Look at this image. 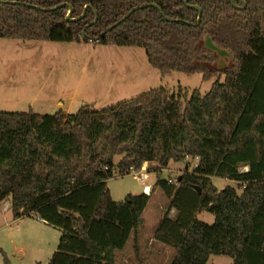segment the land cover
Segmentation results:
<instances>
[{"label":"trees","instance_id":"trees-1","mask_svg":"<svg viewBox=\"0 0 264 264\" xmlns=\"http://www.w3.org/2000/svg\"><path fill=\"white\" fill-rule=\"evenodd\" d=\"M232 1L0 0L1 38L138 46L161 74L216 77L189 98L160 86L73 113L0 111V206L9 200L14 218L35 215L60 231L47 264H118L116 251L132 233L143 264L137 233L155 188L168 203L152 236L174 248L169 264H206L216 254L264 264V0ZM69 7L76 20L66 19ZM206 37L231 54L230 65H214ZM186 155L197 165L185 162L178 184L158 174L149 193L112 199L107 180L115 173L146 162L160 172ZM213 176L241 191L218 190ZM202 211L214 221L199 220Z\"/></svg>","mask_w":264,"mask_h":264},{"label":"rangeland","instance_id":"rangeland-1","mask_svg":"<svg viewBox=\"0 0 264 264\" xmlns=\"http://www.w3.org/2000/svg\"><path fill=\"white\" fill-rule=\"evenodd\" d=\"M231 62V54H217L214 65L220 68L230 65ZM215 79L216 77L203 80L200 73L186 74L179 71L161 74L149 64L144 48L138 46L0 37V111L32 110L37 113H53L62 108L73 113L83 104L103 108L160 86L172 93L180 92L182 98H189L194 89L205 94ZM222 79L223 77L220 78ZM187 161L188 169L191 170L195 159L188 158ZM146 164L148 167L155 166L153 162ZM184 164L185 161L172 163L170 167H182ZM240 169L244 170L246 167ZM183 171L184 168L168 172L149 171V179L145 183L152 185L158 174L161 178H173ZM211 182L218 190L230 185L235 187L237 192L241 191L234 180L213 176ZM143 186L144 184L131 173L120 176L115 173L107 180V187L114 201H123L128 194L144 192ZM7 201L9 200H6L2 206L6 207ZM167 203V197L158 188L151 195L142 213L143 224L139 228L142 257L145 255L148 238ZM209 214L204 212L202 216L207 218ZM37 221L35 215L13 220L11 214L2 212L0 246L1 242L3 245L4 240L7 245L12 237H55V239L59 237V231L55 228ZM133 243L132 233L124 247L116 251V255L120 252H124L125 255L120 256L119 260H124L126 263L117 260L118 264H137ZM155 243L163 244L157 240ZM163 245L168 252L154 255L145 264H152L159 259L161 263L166 264L174 248ZM127 254L132 256L128 257ZM224 257L231 259L227 255ZM0 262L4 264L1 251Z\"/></svg>","mask_w":264,"mask_h":264},{"label":"crops","instance_id":"crops-1","mask_svg":"<svg viewBox=\"0 0 264 264\" xmlns=\"http://www.w3.org/2000/svg\"><path fill=\"white\" fill-rule=\"evenodd\" d=\"M62 110L67 112V110H65V109H62ZM172 163H177V162L170 161L168 163L167 167L163 168L162 170H166L167 172L169 170L179 171L181 168H184V165L182 167L171 168L170 165ZM154 167L155 166L148 167V165L145 163L140 169L143 171H147V176H148V172L154 171ZM117 175L120 176L119 174H117ZM148 179H149V176L146 180L141 182L147 186V189L143 188L144 193H149L152 189V185L155 182V180H154L152 185H149V184L145 183V181H147ZM156 189H158V188H155L152 191V194L156 191ZM151 195H150V197H151ZM7 203L8 204L6 207H5V205L0 206V214L2 212H4L5 214L9 213V215L10 214L12 215V212L10 210V202L7 201ZM204 212H206V211H202V212L197 213V218L199 220L204 221V222L212 223L214 221L213 214L210 213L211 215L210 214L207 215L208 216L207 218H203L202 214ZM206 213H209V212H206ZM12 218H13V220L17 219V218H14L13 215H12ZM37 222H39L40 224L47 225L46 223L39 221V220ZM48 226H50V225H48ZM56 230L59 231L58 229H56ZM153 231H154V229H153ZM153 231L151 232V235L149 236L150 238H148L144 257L140 256V253L142 252V246L139 244L140 237H141L140 231L138 230V233H137L138 246H139L138 256L143 259V264H145V262L149 258H152L156 254L159 255V254H165L168 252V249L163 244L155 243V240L153 239V236H152ZM59 236H60V231H59ZM133 237H134V235H133ZM58 239H59V237L56 239H55V237L54 238L53 237H12V239L10 241H8L7 245L5 244V240L3 241V245L1 242L0 251L3 252V255L7 256V258L10 261V264H47L50 256L52 255V253L55 251V249L57 247ZM9 242H10V244H9ZM147 246H150V247H147ZM174 252L175 251L173 249V251L171 252V255L168 258L166 264L170 263L171 259L173 258ZM120 256L124 257L125 256L124 252H120L118 255H116V262L118 260L121 263H126L124 260H119ZM127 256L128 257L132 256V254H127ZM134 257H135V252H134ZM0 264H3V263L0 262ZM152 264H163V263H161V261L159 259L158 261H155ZM206 264H232V259H228V258L224 257V255L216 254V255H211Z\"/></svg>","mask_w":264,"mask_h":264},{"label":"water","instance_id":"water-1","mask_svg":"<svg viewBox=\"0 0 264 264\" xmlns=\"http://www.w3.org/2000/svg\"><path fill=\"white\" fill-rule=\"evenodd\" d=\"M230 1H231V3L234 5L233 1H232V0H230ZM151 4H152V3H150V4H146V5H143V6H136V7H133V8L130 9V10H129V11H128V12H127V13H126V14H125L120 20H119V21H117V22H115L114 24L110 25V26L108 27V29H111L112 27H114L115 25H117L120 21H122V20H124L126 17H128V16L130 15V13H131L133 10H135V9H137V8H141V7L147 6V5H151ZM32 6H34V5H32ZM34 7L38 8L37 6H34ZM194 7L198 9V22H199V20H200V16H201V9H200L197 5H194ZM85 9H86V6L84 7L82 14H81L79 17H77V18H80L81 16H83V14H84V12H85ZM159 9H160V8H159ZM43 10H45V9H43ZM70 15H71V7H69V10H68V12H67V14H66V19H67V20H76V19H77V18H71ZM96 19H97V12L95 11V17H94V20H93L92 22H90V24L94 23V22L96 21ZM205 45H206L208 48H210V49H212L213 51H215L218 55H224V54L228 53L226 50H223V49H221V48H218L216 45H214L209 37H206V38H205ZM176 180H177V182H179V181H180V176H178V177L176 178ZM198 191H199V188H198Z\"/></svg>","mask_w":264,"mask_h":264},{"label":"built area","instance_id":"built-area-1","mask_svg":"<svg viewBox=\"0 0 264 264\" xmlns=\"http://www.w3.org/2000/svg\"><path fill=\"white\" fill-rule=\"evenodd\" d=\"M188 158L195 159V162L193 163L192 168L197 165V160H198L197 157H191V156L186 155L185 156V159H184V161L186 163H188V161H187ZM184 167H185V164H184ZM129 173L133 174L139 182H143L144 180H146L148 178L147 171H143L140 168L139 169H131L129 171ZM176 178H177V176L176 177H173V178L168 177L167 178V181L169 183H172V184H178ZM143 187H144V189H147V186L146 185H144ZM174 212H175L174 209H171L170 212H169V215L172 216L174 214Z\"/></svg>","mask_w":264,"mask_h":264}]
</instances>
